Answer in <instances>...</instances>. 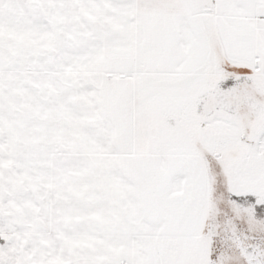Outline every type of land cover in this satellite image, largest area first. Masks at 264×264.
<instances>
[{
	"label": "snow or ice",
	"instance_id": "1",
	"mask_svg": "<svg viewBox=\"0 0 264 264\" xmlns=\"http://www.w3.org/2000/svg\"><path fill=\"white\" fill-rule=\"evenodd\" d=\"M0 264H264V0H0Z\"/></svg>",
	"mask_w": 264,
	"mask_h": 264
}]
</instances>
